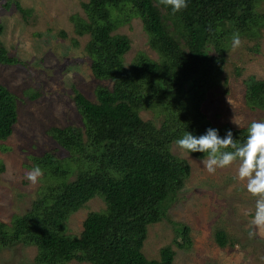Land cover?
<instances>
[{
	"label": "trees",
	"instance_id": "trees-1",
	"mask_svg": "<svg viewBox=\"0 0 264 264\" xmlns=\"http://www.w3.org/2000/svg\"><path fill=\"white\" fill-rule=\"evenodd\" d=\"M259 1L187 0V8L176 14L158 0L82 2L84 15L74 13L69 20L76 35L88 36L84 53L93 76L112 85H96L95 101L74 89L81 125L46 130L57 146L31 156V167L43 171V184L24 213L10 222L0 219V249L34 246L33 264H173V245L189 249L190 226L167 216L190 174L188 161L171 148L186 131L199 137L209 128L220 137L231 130L234 139H245L247 127L213 121L205 103L219 83L228 38L235 32L254 34L264 18L255 9ZM134 16L157 59L139 51L126 66L131 39L115 31ZM20 63L0 41V64ZM24 93L30 99L39 96L32 89ZM244 99L250 109L264 110V80L248 79ZM17 100L0 83L1 142L18 120ZM142 111L160 117L159 123L142 118ZM189 154L203 158V153ZM95 196L105 206L86 214L78 234L67 233L69 216ZM164 217L175 225V236L160 248L158 259H149L142 251L148 226ZM213 240L220 247L237 244L223 228L214 230Z\"/></svg>",
	"mask_w": 264,
	"mask_h": 264
},
{
	"label": "rangeland",
	"instance_id": "rangeland-1",
	"mask_svg": "<svg viewBox=\"0 0 264 264\" xmlns=\"http://www.w3.org/2000/svg\"><path fill=\"white\" fill-rule=\"evenodd\" d=\"M86 1L0 0V41L21 62L12 66L0 64V83L18 96V120L10 137L0 141V163L4 166L0 172V219L5 222L24 213L39 193L42 178L33 185L25 173L32 169V155L57 146L46 130L50 126L81 125L74 89L95 101L96 85H112L93 76L90 59L84 53L88 36L76 35L69 20L71 14L84 15L82 2ZM17 3L24 14L17 9ZM255 9L264 14V0L256 3ZM253 31L254 34H240L242 44L236 50L232 49L231 38L227 40L219 83L209 90L205 103L207 114L215 122L247 127L253 120H264V110L250 109L244 99L248 79L264 80V18L259 19ZM62 32L66 35L62 36ZM115 32L131 39L125 54L126 66L139 51L157 59L138 17H130ZM25 89L35 90L39 96L30 99ZM140 116L157 124L160 120L148 111H142ZM171 150L188 161L190 174L167 216L188 224L192 237L189 249L173 245V264H264V231L252 239L248 237L249 231L254 230L250 221L255 198L246 191L245 183L235 178L236 165L209 174L201 163L203 158L184 153L175 144ZM59 154L67 155L62 149ZM104 206L99 196L90 199L69 216L66 232L78 234L86 214ZM168 217L148 226L142 251L149 259H158L160 248L172 243L175 225ZM218 228L225 229L237 244L232 248L217 245L213 232ZM35 253L34 246L22 244L1 248L0 264H33ZM67 264L88 263L73 260Z\"/></svg>",
	"mask_w": 264,
	"mask_h": 264
},
{
	"label": "clouds",
	"instance_id": "clouds-1",
	"mask_svg": "<svg viewBox=\"0 0 264 264\" xmlns=\"http://www.w3.org/2000/svg\"><path fill=\"white\" fill-rule=\"evenodd\" d=\"M158 3L170 7L173 14L188 6L187 0H158ZM241 44L239 32L233 33L232 49H238ZM174 143L184 153H203L201 163L209 174L235 164V178L244 182L246 191L255 198V211L250 221L254 230L249 231L248 237L252 239L264 231V120H253L247 126L243 142L234 139L231 130L220 137L218 130L209 128L199 137L186 131ZM42 175V169L35 166L25 173V178L35 185Z\"/></svg>",
	"mask_w": 264,
	"mask_h": 264
}]
</instances>
